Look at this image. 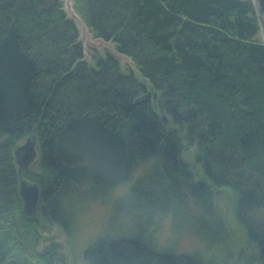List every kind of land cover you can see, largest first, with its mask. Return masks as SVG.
Masks as SVG:
<instances>
[{
    "label": "trees",
    "instance_id": "16d2710c",
    "mask_svg": "<svg viewBox=\"0 0 264 264\" xmlns=\"http://www.w3.org/2000/svg\"><path fill=\"white\" fill-rule=\"evenodd\" d=\"M73 6L140 76L107 50L85 59L63 0H0V264H71L42 232L57 227L72 244L90 200L114 211L74 264H264V42L253 1ZM33 134L40 157L23 175L42 195L28 215L15 150ZM118 189L127 191L115 199Z\"/></svg>",
    "mask_w": 264,
    "mask_h": 264
},
{
    "label": "rangeland",
    "instance_id": "374dc122",
    "mask_svg": "<svg viewBox=\"0 0 264 264\" xmlns=\"http://www.w3.org/2000/svg\"><path fill=\"white\" fill-rule=\"evenodd\" d=\"M64 1V8L68 13L69 17H72L75 19L78 28H79V32H80V39L83 42L84 48H85V59L87 60H92L91 59V54L92 52H99V53H104L107 51L113 53L115 56H117V58H119L121 60V63L123 66H132L135 71L136 74L138 76H140L138 70L135 67V64L133 63V61L122 54H119L118 52H116L115 50V46L113 43L109 42V41H104L101 39H97L93 36V34L91 33V31L89 30V28L82 22L80 16L75 12L74 10V6H73V0H63ZM254 3V6L256 8L257 14L260 18V23H259V32L257 34V38L264 42V28H263V20H264V14L260 12L259 6L257 4L256 0H252ZM28 137L22 139L18 144L17 147L23 145ZM195 152V148H193V150L191 152L188 153V155L186 154V156L184 155V159L188 160L189 158H192V156L194 155ZM40 157V153L37 149V157L34 160V163L32 164V166H36V162L39 160ZM127 189H118L116 192V195L114 196V198H123L124 194L126 193ZM221 196L224 195V191L220 190L219 193ZM226 198H222V205L226 208ZM122 202V201H121ZM84 208H89L90 212H88L87 216H86V226L84 227V230H86V232H84V230L81 228L80 231L83 232V234L79 236H77V240H74L75 242L77 241V246H75V242L73 241L72 244L69 243V241L67 240L66 236L62 233L59 232V230L57 229V227H54L51 231H43L42 233L46 236V237H53L56 236V240L58 242L61 243V245L63 246V253L66 256V258H68V261L71 260V264H74V262H72L73 258H71L72 255H74V252H79L80 251V247L83 245H86L88 243V241H90V239H92V237L96 234H98V231L100 229V227L102 226L103 223L110 225V221H111V215L113 214L114 208L111 205H103L100 204L98 201H93L90 200L87 202L86 207L84 206ZM83 208V209H84ZM77 211V209H76ZM86 211V210H84ZM74 247V251L73 248ZM60 258H63V260L65 259L63 256H58ZM78 259L75 260L76 263L75 264H84V262L81 260L80 257H77ZM60 261V260H59ZM65 261V260H64ZM69 264V263H67Z\"/></svg>",
    "mask_w": 264,
    "mask_h": 264
},
{
    "label": "water",
    "instance_id": "95a60500",
    "mask_svg": "<svg viewBox=\"0 0 264 264\" xmlns=\"http://www.w3.org/2000/svg\"><path fill=\"white\" fill-rule=\"evenodd\" d=\"M162 118L165 119L166 116L163 115ZM15 155L16 163L19 167V194L22 200L23 210L26 214L33 215L41 206L42 188L38 183L24 178L23 173L37 157V137L34 134L30 135L23 145L17 147ZM58 260L64 262L63 258L58 257Z\"/></svg>",
    "mask_w": 264,
    "mask_h": 264
}]
</instances>
